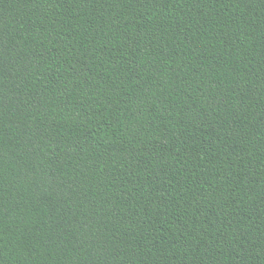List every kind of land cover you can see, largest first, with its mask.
Listing matches in <instances>:
<instances>
[{
    "label": "trees",
    "instance_id": "obj_1",
    "mask_svg": "<svg viewBox=\"0 0 264 264\" xmlns=\"http://www.w3.org/2000/svg\"><path fill=\"white\" fill-rule=\"evenodd\" d=\"M0 264H264V0H0Z\"/></svg>",
    "mask_w": 264,
    "mask_h": 264
}]
</instances>
